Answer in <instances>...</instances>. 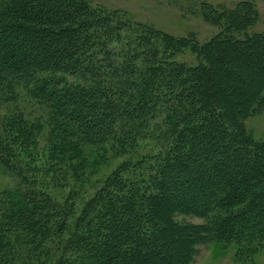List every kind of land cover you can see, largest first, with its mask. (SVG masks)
Instances as JSON below:
<instances>
[{"label":"trees","instance_id":"obj_1","mask_svg":"<svg viewBox=\"0 0 264 264\" xmlns=\"http://www.w3.org/2000/svg\"><path fill=\"white\" fill-rule=\"evenodd\" d=\"M251 12L217 14L198 44L93 0H0V165L18 183L0 202V264H191L203 245L245 260L264 248V143L244 126L264 108ZM183 50L195 65L176 61Z\"/></svg>","mask_w":264,"mask_h":264},{"label":"rangeland","instance_id":"obj_2","mask_svg":"<svg viewBox=\"0 0 264 264\" xmlns=\"http://www.w3.org/2000/svg\"><path fill=\"white\" fill-rule=\"evenodd\" d=\"M93 6L124 13L133 22L144 24L173 38L186 39L189 43L203 44L209 41L219 29L213 23L215 16L221 12L233 11L236 7L248 11L252 17L254 15L251 11L258 15L247 28V34L264 31V0H93ZM240 36L243 37V33ZM175 59L188 65L197 63L196 56L189 50L176 54ZM0 115H3L1 109ZM244 126L255 143L263 144L264 108L247 117ZM118 161L115 160L110 167H100L98 173L91 176L88 186L85 187L89 194L103 177L110 174ZM17 184V180L0 165V202L3 193L15 188ZM177 219L193 224L202 223V220L197 218L179 216ZM191 264H264V248L251 259L245 260L235 257L232 251H215L212 245H203L198 248Z\"/></svg>","mask_w":264,"mask_h":264}]
</instances>
